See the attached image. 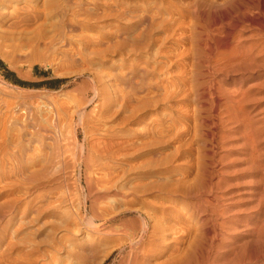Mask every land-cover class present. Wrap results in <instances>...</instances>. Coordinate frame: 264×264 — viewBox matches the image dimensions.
<instances>
[{
  "label": "rangeland",
  "instance_id": "374dc122",
  "mask_svg": "<svg viewBox=\"0 0 264 264\" xmlns=\"http://www.w3.org/2000/svg\"><path fill=\"white\" fill-rule=\"evenodd\" d=\"M198 1L0 0V264H84L77 252L90 242L97 253L89 254V264H98L111 244L105 264H128L131 245L120 247L118 235L95 230L140 226L139 209L149 198L140 193H155L147 189L156 183L150 154L164 160L172 149L164 131L171 129L172 111L161 106L123 128L121 73L131 75L139 66L154 80L158 76L161 86L182 25L211 18L209 6ZM12 21L18 28L6 26ZM162 91L134 96L162 97ZM149 128L157 134H148Z\"/></svg>",
  "mask_w": 264,
  "mask_h": 264
},
{
  "label": "bare ground",
  "instance_id": "6f19581e",
  "mask_svg": "<svg viewBox=\"0 0 264 264\" xmlns=\"http://www.w3.org/2000/svg\"><path fill=\"white\" fill-rule=\"evenodd\" d=\"M198 2L193 3L192 11L197 13L198 6L206 4L211 18L200 24L198 19V25L184 24L187 28L182 25V32L173 40L175 49L169 42L174 51L168 52L161 86L155 84L159 83L158 76L155 82L146 68L142 72L139 66L131 68V75L125 69L121 73L123 128L132 119L142 118L144 113L161 106L172 111L167 112L171 115V121L167 119L171 129H163L171 151L164 160L154 159L155 154L150 152L148 161L156 183L147 189L155 193H140L149 198L139 209V230L125 224L95 230L104 236L118 235L120 247L131 245L128 264H264V0ZM12 22L6 26L14 29L19 22ZM144 89L149 93L163 89L164 93L162 97H137ZM129 95L137 98L130 97L133 102L127 115ZM154 129L144 132L157 134ZM168 165L171 167L162 169ZM222 184L232 187L224 191ZM121 197H127V193ZM106 247L98 264H105L113 250L112 244ZM95 248V242L86 244L76 258L89 264L88 256Z\"/></svg>",
  "mask_w": 264,
  "mask_h": 264
},
{
  "label": "trees",
  "instance_id": "16d2710c",
  "mask_svg": "<svg viewBox=\"0 0 264 264\" xmlns=\"http://www.w3.org/2000/svg\"><path fill=\"white\" fill-rule=\"evenodd\" d=\"M0 63L3 65L2 61H0ZM7 74H13V72L11 71H7ZM14 81L21 84V85H30V84H34V83H31L29 81H25V80H22L20 78H14ZM58 81V80H57Z\"/></svg>",
  "mask_w": 264,
  "mask_h": 264
}]
</instances>
